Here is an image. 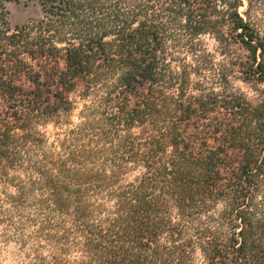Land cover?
<instances>
[{"label":"trees","instance_id":"1","mask_svg":"<svg viewBox=\"0 0 264 264\" xmlns=\"http://www.w3.org/2000/svg\"><path fill=\"white\" fill-rule=\"evenodd\" d=\"M11 1L42 16L11 26ZM246 1L0 0V226L39 240L36 264H264V22ZM207 34L251 92L192 84Z\"/></svg>","mask_w":264,"mask_h":264},{"label":"rangeland","instance_id":"2","mask_svg":"<svg viewBox=\"0 0 264 264\" xmlns=\"http://www.w3.org/2000/svg\"><path fill=\"white\" fill-rule=\"evenodd\" d=\"M246 2L245 0V4ZM6 8L11 26L21 25L31 19L42 16L40 6L32 2L11 1L6 3ZM245 8L246 5L242 6L240 11L243 12ZM253 15L258 20L264 22V0H262L260 7L254 11ZM198 47L201 48L202 55L204 53L209 54L212 59L206 64L201 65L198 72H195V70L191 71L193 85L197 84L198 87H202L205 90L214 89L217 91L223 90L224 86H229V88L234 86L243 91L251 92L247 84L239 80L237 75L229 72L227 64L229 57L221 53V45L213 35H202L198 42ZM177 56L181 61L176 64H182L183 62L191 65L196 64L195 57L186 50H181ZM225 74H227V79L224 77ZM73 96L77 100V109L73 112L71 120L73 123H76L79 121L78 113L82 106V100L77 98L76 94ZM46 131L49 134H53L55 129L50 124L47 126ZM32 231H34L33 228H29L26 234H31ZM15 233V231L6 233L3 226H0V264H36L37 255L47 253L46 249L37 246L39 242L37 238L27 239L19 234L15 235Z\"/></svg>","mask_w":264,"mask_h":264}]
</instances>
